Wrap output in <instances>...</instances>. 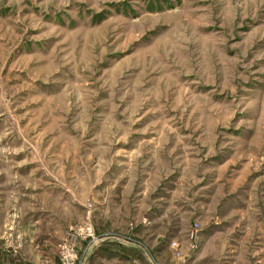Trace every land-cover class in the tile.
<instances>
[{"label": "rangeland", "instance_id": "1", "mask_svg": "<svg viewBox=\"0 0 264 264\" xmlns=\"http://www.w3.org/2000/svg\"><path fill=\"white\" fill-rule=\"evenodd\" d=\"M0 264H264V0H0Z\"/></svg>", "mask_w": 264, "mask_h": 264}]
</instances>
